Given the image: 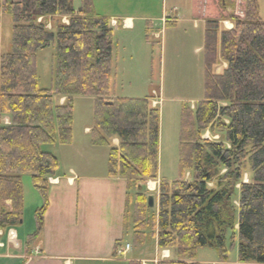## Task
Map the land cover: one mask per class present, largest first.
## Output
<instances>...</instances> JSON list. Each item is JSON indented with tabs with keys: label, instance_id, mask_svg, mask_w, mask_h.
I'll use <instances>...</instances> for the list:
<instances>
[{
	"label": "trees",
	"instance_id": "obj_1",
	"mask_svg": "<svg viewBox=\"0 0 264 264\" xmlns=\"http://www.w3.org/2000/svg\"><path fill=\"white\" fill-rule=\"evenodd\" d=\"M74 3L0 0V13L12 20L11 44L0 59V119L9 118V124H0V229L23 224L22 177L28 175L43 199L29 239L41 235L48 179L59 166L42 146L71 144L73 101L93 98L98 103L93 144L108 148V176L125 180L127 187L123 238L114 252L131 227L133 244L154 241L180 260L157 264H199L198 252L207 249L226 261L236 247L239 262L264 264V21L258 0L191 2L192 15L205 20V97L194 110L182 111L180 179L171 183L158 179L159 110L149 99L111 98L110 20L96 13L93 0H80L77 9ZM61 17L69 19L68 26ZM222 20L234 28L220 31ZM54 43V88L43 89L37 56ZM221 63L226 67L217 73ZM207 132L219 138L204 139ZM148 180H158L153 207Z\"/></svg>",
	"mask_w": 264,
	"mask_h": 264
},
{
	"label": "rangeland",
	"instance_id": "obj_2",
	"mask_svg": "<svg viewBox=\"0 0 264 264\" xmlns=\"http://www.w3.org/2000/svg\"><path fill=\"white\" fill-rule=\"evenodd\" d=\"M191 2L192 0H93L96 13L104 18L111 20L116 16L122 20L128 17L135 20L134 30L124 29L122 25L125 21H120L119 27L113 29L111 98L153 99L157 102L156 108L160 113L158 179L170 183L180 179L182 111L184 108L194 110L205 97L204 53L203 50L201 54L196 51L202 45L203 24L195 31L191 30L192 25L182 20V24L172 28L171 24L165 26L162 19L171 22L172 17L179 18V13L180 16L188 15ZM258 2L263 20L264 0ZM74 4L76 9L79 8L80 0H75ZM150 26L152 28L149 31L147 27ZM11 38L12 20L10 16L0 13V52L8 50ZM55 52L54 43L37 56L40 87L43 89L54 88L52 70ZM96 107L98 103L93 98L75 99L71 144L42 146L43 151L57 158L60 176H67L70 168L87 175H103L108 171V148L100 145L90 147L94 142L92 131L96 128ZM85 129H90L91 133L86 134ZM205 136L208 137L207 134ZM112 145L118 147L119 142L113 140ZM185 179H190V176L186 174ZM151 184L155 185V190L150 188ZM144 185L148 199L152 198L155 206L158 180H148ZM22 188L23 224L16 231L24 234L33 228L36 230L35 212L42 207L43 199L28 175L22 177ZM126 244L131 246V250L125 255V260L137 257L140 262L146 260L148 264H153L155 258H161L162 253L156 249L154 241L144 246L133 244L131 227L122 246ZM206 251L216 254L213 250ZM233 251L237 252V247Z\"/></svg>",
	"mask_w": 264,
	"mask_h": 264
},
{
	"label": "crops",
	"instance_id": "obj_3",
	"mask_svg": "<svg viewBox=\"0 0 264 264\" xmlns=\"http://www.w3.org/2000/svg\"><path fill=\"white\" fill-rule=\"evenodd\" d=\"M259 9L261 16V6ZM114 20L118 21L119 25L120 21H125L122 25L124 29L134 30V18L128 17L122 20L114 16ZM181 20L192 25L191 30L195 31L199 30L203 24L202 45L196 50L201 54L204 47L205 20L195 18L191 9L188 15L180 16L179 13V18L172 17L171 22L163 18L162 22L165 26L171 24L172 28H175L182 24ZM147 28L150 31L152 27ZM173 47L171 48L174 49ZM220 65L226 67V63ZM114 100H119V98L114 96ZM64 101L65 99H60L59 105H62ZM85 132L86 134L91 133L90 129H85ZM90 147L94 148L95 145L91 143ZM54 179H58V183L50 186L49 207L44 216L41 235L30 240L29 236L34 234V228L25 231L24 234L17 232V228H14L16 239L10 241L9 230L0 229L2 231L0 234V264H129L132 261L140 262L137 257L125 260V255L121 257L114 255L116 242L123 238V215L127 193L125 180L110 178L108 171L103 175H87L80 174L74 168L69 169L67 176H60L57 173ZM150 188L155 190V185ZM6 205L10 206L11 202H6ZM29 232L30 234H27ZM20 239L22 241H19ZM35 252L39 254L36 255ZM233 252L229 254L226 261H222L217 253L201 250L197 255V263L255 264L239 262L237 252ZM170 256L174 262H180L171 252ZM157 259L160 258H155L153 261ZM145 261L142 260V262Z\"/></svg>",
	"mask_w": 264,
	"mask_h": 264
},
{
	"label": "water",
	"instance_id": "obj_4",
	"mask_svg": "<svg viewBox=\"0 0 264 264\" xmlns=\"http://www.w3.org/2000/svg\"><path fill=\"white\" fill-rule=\"evenodd\" d=\"M35 19H36V17L33 18V20H35ZM112 104H113L112 102H106L107 106H111ZM153 205H154V202H153L152 198H150L149 199V206L153 207Z\"/></svg>",
	"mask_w": 264,
	"mask_h": 264
},
{
	"label": "built area",
	"instance_id": "obj_5",
	"mask_svg": "<svg viewBox=\"0 0 264 264\" xmlns=\"http://www.w3.org/2000/svg\"><path fill=\"white\" fill-rule=\"evenodd\" d=\"M225 25H227V24L225 23ZM14 237H15L14 232L10 231V232H9V238H10V239H14Z\"/></svg>",
	"mask_w": 264,
	"mask_h": 264
},
{
	"label": "bare ground",
	"instance_id": "obj_6",
	"mask_svg": "<svg viewBox=\"0 0 264 264\" xmlns=\"http://www.w3.org/2000/svg\"><path fill=\"white\" fill-rule=\"evenodd\" d=\"M152 185H154V184H152Z\"/></svg>",
	"mask_w": 264,
	"mask_h": 264
}]
</instances>
